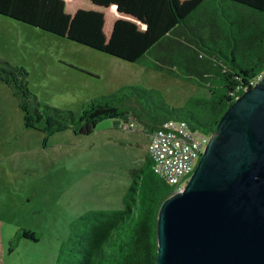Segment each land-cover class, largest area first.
<instances>
[{
  "label": "trees",
  "instance_id": "16d2710c",
  "mask_svg": "<svg viewBox=\"0 0 264 264\" xmlns=\"http://www.w3.org/2000/svg\"><path fill=\"white\" fill-rule=\"evenodd\" d=\"M0 14L208 91L174 106L157 89L127 84L60 108L40 101L28 72L0 55V81L44 145L69 128L90 134L104 118L133 121L148 135L171 118L213 132L235 96L264 74V0H0ZM131 177L122 208H91L71 221L55 264H156L158 212L173 187L154 172L149 151ZM18 237L37 241L40 233L22 228Z\"/></svg>",
  "mask_w": 264,
  "mask_h": 264
},
{
  "label": "rangeland",
  "instance_id": "374dc122",
  "mask_svg": "<svg viewBox=\"0 0 264 264\" xmlns=\"http://www.w3.org/2000/svg\"><path fill=\"white\" fill-rule=\"evenodd\" d=\"M0 55L28 72L38 99L67 109L127 84L157 89L183 106L207 89L0 14ZM104 118L90 134L51 135L26 127L9 85L0 81V264H55L70 223L91 208H122L131 170L144 164L149 135ZM139 128V129H138ZM186 182L183 183L185 185ZM22 228L40 233L18 237Z\"/></svg>",
  "mask_w": 264,
  "mask_h": 264
},
{
  "label": "water",
  "instance_id": "95a60500",
  "mask_svg": "<svg viewBox=\"0 0 264 264\" xmlns=\"http://www.w3.org/2000/svg\"><path fill=\"white\" fill-rule=\"evenodd\" d=\"M156 264H264V74L226 109L187 183L162 202Z\"/></svg>",
  "mask_w": 264,
  "mask_h": 264
},
{
  "label": "built area",
  "instance_id": "2783aa9c",
  "mask_svg": "<svg viewBox=\"0 0 264 264\" xmlns=\"http://www.w3.org/2000/svg\"><path fill=\"white\" fill-rule=\"evenodd\" d=\"M262 75L252 80L251 85ZM237 97L239 95L235 99ZM123 126L126 129L137 128L133 121L125 122ZM211 134L194 128L185 119L176 118L166 120L149 134L152 168L173 187V193L181 190L184 182L187 183Z\"/></svg>",
  "mask_w": 264,
  "mask_h": 264
}]
</instances>
